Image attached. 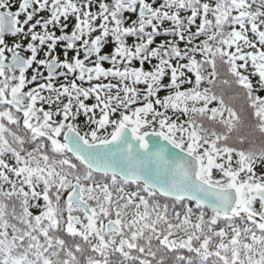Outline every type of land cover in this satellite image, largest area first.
Wrapping results in <instances>:
<instances>
[{
    "label": "snow or ice",
    "instance_id": "obj_1",
    "mask_svg": "<svg viewBox=\"0 0 264 264\" xmlns=\"http://www.w3.org/2000/svg\"><path fill=\"white\" fill-rule=\"evenodd\" d=\"M12 8L0 264H264V0Z\"/></svg>",
    "mask_w": 264,
    "mask_h": 264
},
{
    "label": "flooded vegetation",
    "instance_id": "obj_2",
    "mask_svg": "<svg viewBox=\"0 0 264 264\" xmlns=\"http://www.w3.org/2000/svg\"><path fill=\"white\" fill-rule=\"evenodd\" d=\"M19 2H20V0H10V3L13 5L12 10H14V11L16 10V8L18 7ZM41 15H43V16H47V13H46V12H42ZM21 19H23V16L21 17ZM62 22H63V18H62ZM59 27H60L59 24H57L55 28H52V26H50V30L55 31L56 34L59 35V34H60V32H59ZM71 27H72V24L70 23V24H69V28H68L66 31H68V32L70 33V31H71ZM37 30H38V31H42V29H40V28H38ZM6 39H8V42H9V43L12 42V38L9 37V38H6ZM24 43H25V45H26L27 41H25ZM42 47H44V46H42ZM22 54H24V55H28L29 53H22ZM6 55L9 56V57L11 56L10 53H6ZM42 55H43V53L38 54V58H40V56H42ZM70 55H71V53H70ZM89 66H92V65L89 64ZM35 67H36V65L34 64V65L32 66V68H29V69H28L26 75H27L29 78H30L31 75H32V69L35 68ZM41 71H44V74H45V75L47 74L46 69H43V68H42ZM32 86H34V85H29L28 87H32ZM26 90H27V89H26Z\"/></svg>",
    "mask_w": 264,
    "mask_h": 264
},
{
    "label": "trees",
    "instance_id": "obj_3",
    "mask_svg": "<svg viewBox=\"0 0 264 264\" xmlns=\"http://www.w3.org/2000/svg\"><path fill=\"white\" fill-rule=\"evenodd\" d=\"M150 2V1H149ZM161 2H162V0H161ZM93 10H95V9H93ZM126 15H130L131 16V14L130 13H128V14H126ZM133 18V17H132ZM199 21H197V23H198ZM146 30H150V28H147ZM193 31H195V26H193ZM161 39H164V37L163 36H158L157 37V42H159ZM129 42H131V41H129ZM183 45L181 44V47H182ZM153 62H155V61H153ZM137 66H139L138 65V62H137ZM147 67L148 68H151V65H147ZM102 80H103V82H105V83H107L111 78L109 77L108 79H104V78H101ZM113 82H115V81H113ZM85 86H88L87 85V83H85ZM86 103H95V99H94V95L93 96H91V97H89V99L86 101ZM97 114H99V110L97 109ZM82 119V118H81ZM260 170V166H257V171H259ZM163 202V201H162ZM41 203H42V201H41Z\"/></svg>",
    "mask_w": 264,
    "mask_h": 264
}]
</instances>
